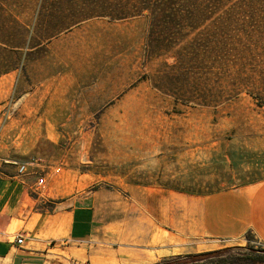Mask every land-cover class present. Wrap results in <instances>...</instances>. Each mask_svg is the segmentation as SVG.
<instances>
[{
	"label": "rangeland",
	"instance_id": "obj_1",
	"mask_svg": "<svg viewBox=\"0 0 264 264\" xmlns=\"http://www.w3.org/2000/svg\"><path fill=\"white\" fill-rule=\"evenodd\" d=\"M39 1L0 17V179L21 180L42 213L78 211L120 258L136 248L174 254L157 264H264L250 233L199 232L212 194L264 180L259 100L243 91L215 104L216 88L204 106L197 66L191 83L184 68L185 80L159 78L176 58L148 56L144 19L110 21L70 5L39 14ZM166 84L175 95L157 87ZM204 250L225 252L189 256Z\"/></svg>",
	"mask_w": 264,
	"mask_h": 264
},
{
	"label": "trees",
	"instance_id": "obj_2",
	"mask_svg": "<svg viewBox=\"0 0 264 264\" xmlns=\"http://www.w3.org/2000/svg\"><path fill=\"white\" fill-rule=\"evenodd\" d=\"M20 5L21 0H0V17ZM67 5L79 6L87 16L110 21L144 19L149 28L145 44L150 46L146 50L148 56L161 58L167 54L176 58V63L162 65L159 78H184L180 74L184 68L190 71L191 83L195 80L192 70L197 66L207 90L204 106H211L209 93L217 88L215 104L247 91L259 100V107H264V0H40L38 12L64 11ZM19 9L15 13L19 14ZM176 46L186 47L175 50ZM166 85L157 87L175 95L174 88ZM224 252L216 250L193 257L219 256Z\"/></svg>",
	"mask_w": 264,
	"mask_h": 264
},
{
	"label": "crops",
	"instance_id": "obj_3",
	"mask_svg": "<svg viewBox=\"0 0 264 264\" xmlns=\"http://www.w3.org/2000/svg\"><path fill=\"white\" fill-rule=\"evenodd\" d=\"M211 196L215 198L199 212L201 235L232 239L250 233L264 245V180ZM35 205L17 177L0 179V264H157L174 256L167 250L150 254L131 248L132 259L120 258L103 239L95 242L89 220L78 211L42 213ZM19 235L26 239L23 245L13 242Z\"/></svg>",
	"mask_w": 264,
	"mask_h": 264
},
{
	"label": "built area",
	"instance_id": "obj_4",
	"mask_svg": "<svg viewBox=\"0 0 264 264\" xmlns=\"http://www.w3.org/2000/svg\"><path fill=\"white\" fill-rule=\"evenodd\" d=\"M27 166L28 165L26 163L19 164V170H18L19 173L24 174L27 170ZM0 237H1V235H0ZM25 240H26L25 237H23L21 235L13 237V242L18 244V245H23L25 243Z\"/></svg>",
	"mask_w": 264,
	"mask_h": 264
}]
</instances>
